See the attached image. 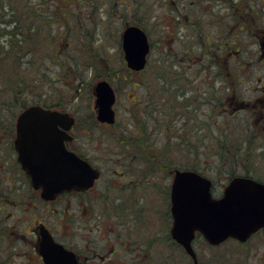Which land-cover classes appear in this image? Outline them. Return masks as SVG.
Here are the masks:
<instances>
[{
	"label": "rangeland",
	"instance_id": "rangeland-1",
	"mask_svg": "<svg viewBox=\"0 0 264 264\" xmlns=\"http://www.w3.org/2000/svg\"><path fill=\"white\" fill-rule=\"evenodd\" d=\"M167 1L141 0L142 4L138 7L142 12L150 5L156 15L154 20L151 16L148 20L141 14L137 16L144 20L154 43L153 53L155 52L156 59L159 50L161 55L164 52L163 48H157L160 40L161 47L165 48L169 44H172L171 47H180L182 43L181 39H170L164 35L165 28L160 25L159 21L167 14ZM236 1L238 0L234 1V5L239 9L241 3L237 5ZM203 2V23L209 30H205L203 48L209 50L208 47L215 46L217 59L215 58V62L207 61L209 55L205 52L203 71L195 64L192 71H188L186 62L181 64L182 68L175 66L174 72H187L191 77L187 81L191 83L188 90L194 83L191 89L194 94L190 92V99L186 101L187 117L181 121L166 118L161 110V113H156L157 117L148 118L144 112L148 111L145 101L150 99L147 93L144 94L146 86L135 91L139 95V103L134 104L132 78L122 71L120 39L125 18L122 19L120 14L125 13V5H115L113 0H0V31H5V37L1 41L4 45L1 42L0 45L9 52L6 54V61L3 60L4 55L0 56V102L4 103V107L11 106L18 113L25 106L40 103L69 110L80 120H86V126L102 127L107 132L108 139L99 146L96 136V143L92 141L90 144V153L105 170L103 183L98 182L93 191L100 187L104 190L110 183L106 192L113 203V197H128V191L125 193L121 187L123 181L115 173L125 172V167H118L117 162V152L121 145L125 148L139 144L143 149L150 145L155 149L157 162L169 161L164 166L155 163L156 173L152 182L147 184L140 178L142 185L138 182L134 184L138 186L133 191L144 195L149 205L152 203V210L149 215L146 214V219L151 225L148 234L153 243L148 248L149 261L144 264H192L180 246L173 240L171 244L166 241L163 224L166 207L162 199L166 193L168 203L167 192L172 179L168 171L194 169L213 181L212 194L220 197L231 177L229 170L225 168L227 160L219 156L232 153L236 155L237 151L235 148L231 149L232 145H247L245 142L254 132L258 133L262 125L263 118L259 108L264 109V104L258 100L263 98L261 82L264 79V60L260 61L255 40L237 28L235 32L232 31L233 28L230 29L235 21L228 15V5H218L208 0ZM248 2L254 18L260 17L257 26L264 25V0ZM231 9L230 5L229 10ZM128 19L126 21L129 23L130 17ZM8 21L12 23L8 24ZM15 26H19L22 33L11 38L9 33ZM11 44L20 48L12 50ZM182 58L180 56V60ZM207 68L216 74L215 78L203 76ZM16 70L17 74L14 73ZM160 71L165 73L164 70H158V73ZM171 74L174 76L173 72L166 71L169 78ZM147 76L148 73L143 76L144 81ZM143 79L140 80L141 84ZM101 80L108 81L116 90V102L113 106L116 121L112 126L93 123L94 86ZM18 90L23 91L14 98L13 94ZM159 94L162 95V91ZM155 100L160 101L157 92ZM19 102H23V108ZM240 102H250L251 105L249 108L239 109L237 104ZM196 107L197 110H193ZM170 114L174 115L173 112ZM115 129L118 131L115 132ZM257 137L256 135L255 138ZM224 139L233 140L227 144L226 148L231 150L227 154L224 152L225 147L219 144ZM257 146H261V139ZM258 153L259 150L256 151ZM131 157L133 155L127 154V159ZM228 159L232 160V157ZM245 163L246 168H240L235 174L243 176L249 170L248 175L259 177L264 182V161L258 157L252 163L245 159ZM132 200L130 198L129 201ZM109 226L112 228V225ZM95 235L92 234L93 242ZM96 241V244H100L98 239ZM18 248L13 252L12 247L7 249L1 245L0 251L8 252H0V264H23L24 258L16 255V250L24 249L21 245ZM193 248L201 264H264V231L245 244L229 240L218 247L209 246L201 236H197ZM109 252L107 258L109 262L112 261L110 264L129 262L121 256L109 255Z\"/></svg>",
	"mask_w": 264,
	"mask_h": 264
},
{
	"label": "flooded vegetation",
	"instance_id": "flooded-vegetation-1",
	"mask_svg": "<svg viewBox=\"0 0 264 264\" xmlns=\"http://www.w3.org/2000/svg\"><path fill=\"white\" fill-rule=\"evenodd\" d=\"M203 1L168 0L169 6L164 4L168 7L167 14L163 19L158 20L160 25L165 28L164 35H167L170 39H181L182 43L180 47L178 45L171 47L172 44H169V47L165 48L161 47L162 42L160 40L157 48H163L164 52L161 55V50H159L158 58L156 59L155 52L153 53L154 43L150 39L144 20L137 17L141 14L147 20L151 17L154 20L156 16L154 15V10L152 11L149 5L147 10L140 12L138 7L142 4L141 0H113L115 5L123 4L126 6L125 13L120 14L122 19L125 18L121 37L128 26L136 25L143 29L149 40L150 54L145 69L141 71H131L127 68L121 47L122 71L126 69L130 72L127 76L129 75L133 81L134 104L139 103V95L135 91L141 86H146L144 94L147 93L150 99L145 101L148 103H145L148 111L144 112L148 118H155L157 117L156 113L159 114L161 112L166 118L169 117L170 119L182 121L184 117H187L188 105L186 101L190 99V92L194 94V91L191 90L194 83L188 90V85L191 83H187V81L191 80V77H189L187 72L185 74L183 72H174V68L175 66L182 68L181 64L186 62V66H189L188 71H192L193 64L199 65L201 71H203L205 51L207 54H213L216 58L215 46L213 48L208 47L209 50H204L203 48L205 30L209 32L208 26L205 27L203 23ZM208 1L218 5L232 6L231 11L229 7L227 10L228 15L235 21V25L230 27V29L233 28V32L237 30L244 32L250 39L253 38L257 45L260 61L264 60V25L261 24V26L252 28L253 25L257 24L253 20L252 8L248 0L236 1L237 5L241 3L239 9L234 5L235 0ZM176 7L177 9H175ZM129 17L130 21L128 23L126 20H129ZM213 21L215 22L216 19ZM177 44H179L178 41ZM6 54H9V52H6L4 46H0V56L4 55L3 60L5 61L7 60ZM180 56L183 57L181 60ZM242 64L246 67V64ZM158 70H164L165 73L162 71L158 73ZM167 70L171 73L173 72L174 76L171 74L169 78L166 75ZM147 73L148 76L144 81L143 76H146ZM175 74L177 77H175ZM205 75L207 78L216 77V74L214 75L210 68H207L203 76ZM199 76L201 75L199 74ZM141 78L143 79L142 84L140 83ZM261 86L263 87L261 90L263 98L259 99L258 102L264 104V79L261 82ZM3 91L5 92L6 90ZM114 91L116 94L115 89ZM161 91L162 95L159 94ZM1 92L2 90H0ZM156 92L160 99L158 102L155 100ZM1 105L3 106L4 103L0 102V246L2 245L7 249L12 247L14 252L21 245L24 250H16V255L24 258L23 264H30L31 262L45 264L40 253V247L43 235L46 236L47 234L54 243L73 253L77 264H110L112 261H108V251H110L109 255L115 254L121 256L122 259L126 258L125 260H129L126 264L148 263L150 258L148 248L152 245L153 239L148 234L151 225L148 224L149 221L146 219V214L149 215L151 212L152 203L149 205L143 197L144 195H141L138 191H133L138 186V184L136 186L134 184L138 182L139 185H142L140 184V178L147 184L152 182L156 173L155 163L158 165L163 164L164 166L165 162L169 161L163 160L161 162L160 160L157 162L154 153L155 149L150 145H147L146 149L141 148L139 144L125 148L121 145L117 152L119 157L117 162L118 167H125V172L120 173L116 170L117 172L115 173L123 181L121 187L125 190V193L128 191V197H125V199L123 196L113 197V200L115 199V203H113L108 196V192H106L111 186L110 183L107 185L108 188H104V190H101L102 187H100L93 191L98 182L103 183L105 170L96 162L97 158H94L90 153V144L95 141L97 136L99 146H101L102 142L108 139L107 132L103 131L102 127L86 126V120H80L78 116L69 112V110L34 103L25 106L23 110L29 106L37 105L44 109L67 114L69 119H73V123L69 127L70 122L63 120L61 121L63 126L57 125L56 128L52 127L50 130L56 129L61 132V139L66 150L86 161L99 174L93 185L88 189L62 192L54 196L45 197L40 189L33 187L30 175V173L41 171L42 165L38 161L33 160L27 170L18 161V153L15 149L14 141L16 139V120L21 111L13 114L11 106L1 107ZM237 105L240 107L239 109H242L249 108L251 103L240 102ZM197 108H193V110L196 111ZM259 111L263 118L260 131L258 133L254 132L250 137L255 138L256 135H260L261 148L264 153V109L261 107ZM171 112L174 113L173 116L170 114ZM47 123L54 124V122L50 121ZM93 123L96 125L104 124L97 120L96 110ZM96 130H100V132L97 133L95 132ZM117 131L115 129V132ZM46 139L48 141L59 140V136L49 135ZM127 154L133 155V157L127 159ZM105 162H108V160ZM168 172L172 175L167 192L168 203L166 202V193L162 200H164L166 207L163 215L166 241L171 244L173 221L170 190L174 171L170 169ZM152 187H154V183ZM130 198L133 200L129 201ZM109 225H112V228ZM92 234H96L94 241L97 242L96 239H98L100 244H96L91 240ZM0 252L4 254L8 251Z\"/></svg>",
	"mask_w": 264,
	"mask_h": 264
},
{
	"label": "water",
	"instance_id": "water-1",
	"mask_svg": "<svg viewBox=\"0 0 264 264\" xmlns=\"http://www.w3.org/2000/svg\"><path fill=\"white\" fill-rule=\"evenodd\" d=\"M124 61L131 71L142 70L147 62L150 45L145 32L134 25L128 26L121 37ZM97 120L115 122V92L111 85L101 80L94 87ZM67 114L29 106L16 120L15 149L18 161L27 170L33 160L42 170L30 173L31 184L45 197L91 187L98 171L74 153L68 152L61 139L62 133L52 127L63 126ZM54 122V124L47 122ZM59 136V140H47V136ZM45 138V139H44ZM34 161V162H36ZM211 181L190 170H176L170 190L171 237L191 258L193 264H201L193 248L196 234L202 235L210 246H219L228 239L245 243L257 231L264 228V183L249 177L237 176L230 180L222 195L214 198ZM40 253L45 264H77L73 253L43 235Z\"/></svg>",
	"mask_w": 264,
	"mask_h": 264
},
{
	"label": "trees",
	"instance_id": "trees-1",
	"mask_svg": "<svg viewBox=\"0 0 264 264\" xmlns=\"http://www.w3.org/2000/svg\"><path fill=\"white\" fill-rule=\"evenodd\" d=\"M262 13V12H261ZM253 17H254V14H253ZM259 19H260V17L259 18H257V19H255V18H253V20L256 22V23H258V21H259ZM12 23V21H8V24L9 23ZM256 26L257 25H253L252 26V28H256ZM22 30H21V28L19 27V26H15L14 27V29L13 30H11V33H9L10 34V36H11V38L13 37V38H16V37H18V35H20L22 32H21ZM2 32L3 33H5V31L4 30H2ZM242 33V32H241ZM2 45H4V44H2ZM2 45H0V46H2ZM11 46H12V50H17L16 48H20L19 46H15L14 44H11ZM206 52V51H205ZM237 52V51H236ZM207 53V52H206ZM207 55H209L208 56V58H207V61H211L212 59V61L213 62H215L214 60H216L217 59V57H216V59H215V57L213 56V54H207ZM125 73H126V75L129 73L130 74V72H128L126 69H125V71H124ZM14 73L15 74H17L18 73V70H16V71H14ZM113 79H114V77H113ZM123 80H125V77H123ZM20 86H22L21 84H20ZM21 91H23V90H18L17 92H15L14 94H13V97L15 98L16 96H17V93H21ZM20 104H21V108H23V102H19ZM11 110H12V108H11ZM12 112H13V114L14 113H16L15 111H13L12 110ZM258 137L257 138H255V139H253L252 137H249V139L245 142L247 145H245L244 143L241 145V144H239L240 146H237V145H232V147H231V149H233V148H235L236 149V151H237V153H236V155L235 154H233L232 153V155H220L219 157H223L225 160H227L226 162H227V164L225 165V168H226V170H229V172H230V177H233V176H236V174H235V172H239V169L240 168H242L243 169V167L244 168H246V163H245V159H248V161H249V163L251 162H253V160H255L256 158H258L259 157V160L261 159V160H263L264 161V155H263V150H262V148H261V146H257L258 145V142H259V140H260V135H257ZM228 142H233V140H227V139H224V141L222 140V141H220L219 142V144L220 145H222V147L224 148L225 147V149H226V151H224L225 152V154H227V151L229 150V149H227L226 147H227V144H228ZM218 143V142H217ZM225 145H224V144ZM219 144H217L218 146H219ZM260 145V144H259ZM218 149V148H217ZM221 150H224V149H221ZM251 150V151H250ZM257 150H259L260 151V153H258V154H256V151ZM219 151V150H218ZM249 151H250V153H249ZM220 152V151H219ZM219 152H218V154H219ZM229 152H231V150H229ZM223 153V152H222ZM249 153V158L247 157V154ZM218 154H216V155H218ZM259 154H260V156H259ZM230 157H232V160L231 159H228V158H230ZM254 159H253V158ZM243 158V159H242ZM222 160V159H221ZM236 167V168H235ZM193 171H196V170H194V169H192ZM248 173H249V170L246 172V174H245V176H249V177H251L250 175H248ZM203 175V174H202ZM251 178H253V179H255V180H257V181H261L260 179H259V177L258 178H254V177H251ZM263 182V181H262ZM262 231H264V230H262Z\"/></svg>",
	"mask_w": 264,
	"mask_h": 264
},
{
	"label": "bare ground",
	"instance_id": "bare-ground-1",
	"mask_svg": "<svg viewBox=\"0 0 264 264\" xmlns=\"http://www.w3.org/2000/svg\"><path fill=\"white\" fill-rule=\"evenodd\" d=\"M5 33H3L2 31H0V42L3 40V38L5 37L4 35ZM2 43V42H1ZM3 44V43H2ZM14 69V68H13Z\"/></svg>",
	"mask_w": 264,
	"mask_h": 264
}]
</instances>
